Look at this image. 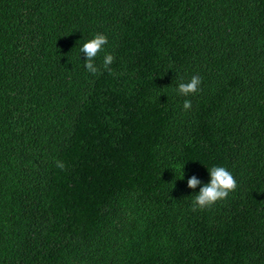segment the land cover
Listing matches in <instances>:
<instances>
[{"label":"trees","instance_id":"trees-1","mask_svg":"<svg viewBox=\"0 0 264 264\" xmlns=\"http://www.w3.org/2000/svg\"><path fill=\"white\" fill-rule=\"evenodd\" d=\"M0 264H264V0H0Z\"/></svg>","mask_w":264,"mask_h":264},{"label":"clouds","instance_id":"clouds-1","mask_svg":"<svg viewBox=\"0 0 264 264\" xmlns=\"http://www.w3.org/2000/svg\"><path fill=\"white\" fill-rule=\"evenodd\" d=\"M107 37L103 34L97 33L92 39L83 43L80 48V52L84 53L85 61L84 67L92 74L98 72L97 67L94 65L93 60L99 52L103 50V46L107 44ZM114 57L111 54H105L103 57V68L113 74V70L110 65L113 63ZM201 84V77L193 76L187 83H180L177 87V91L182 96H188L194 94L199 90ZM183 108L188 110L191 108V101L185 100L183 102ZM57 167L61 170L65 168V165L61 161H56ZM208 170L210 180L208 183L200 187L199 192L194 196L192 200V211L204 210L210 208L219 200H223L228 197L230 192L236 189V180L224 167L213 166ZM201 181L195 176L190 177L187 180V187L195 189Z\"/></svg>","mask_w":264,"mask_h":264}]
</instances>
